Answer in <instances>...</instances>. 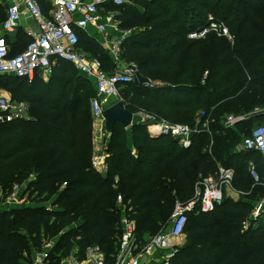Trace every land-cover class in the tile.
<instances>
[{"label": "trees", "instance_id": "obj_1", "mask_svg": "<svg viewBox=\"0 0 264 264\" xmlns=\"http://www.w3.org/2000/svg\"><path fill=\"white\" fill-rule=\"evenodd\" d=\"M37 1L48 14L46 0ZM132 1L106 7L119 13L122 28L141 30L126 41L123 58L154 87L126 85L121 101L132 114L144 110L189 126L204 112L211 133L194 136L185 148L169 137L152 138L144 125L117 124L104 176L92 165L96 90L89 79L65 61L48 83L39 74L33 82L0 76V89L15 96L28 85L23 100L30 106L28 120L0 123V196L5 202L15 186H23L31 203L0 212V264H33L35 252L51 239L49 264H61L73 249L83 257L93 245L110 259L117 254L125 215L135 221L138 241L145 245L167 225L176 201H190L196 184L219 167L235 171L233 186L241 200L224 198L211 212L190 213L185 243L171 264H264V220L249 221L264 186L254 184L248 168L255 162L264 177L263 160L257 151L237 152L264 124V0ZM5 14L0 1V22ZM210 18L224 24L233 40L217 33L188 38ZM75 32L79 50L113 72L98 38ZM7 42L14 56L30 38L7 37ZM229 115L247 119L230 128ZM247 221L251 227L245 230Z\"/></svg>", "mask_w": 264, "mask_h": 264}, {"label": "built area", "instance_id": "obj_2", "mask_svg": "<svg viewBox=\"0 0 264 264\" xmlns=\"http://www.w3.org/2000/svg\"><path fill=\"white\" fill-rule=\"evenodd\" d=\"M7 4L6 18L0 22V76H12L33 82L36 75L50 79L59 61L70 63L81 75L89 79L96 90L91 100V112L95 126L99 131L93 146L92 165L101 175L109 172V144L111 134L107 131L105 111L121 101L120 90L134 83L138 73L135 64L125 62L124 45L132 35V30L117 28L115 16L119 13L108 10L110 3L116 7L129 4V0H51V10L46 14L37 0H4ZM30 22L35 29L28 31L30 42L18 55L11 56V47L7 37L15 35L22 21ZM75 28L88 31L98 38L112 58L115 70L106 72L101 62L82 52L78 48ZM92 30V31H91ZM215 31L219 37L233 40L224 24L209 23L189 33L191 40L205 39ZM148 87L153 88L150 81ZM135 124L144 125L152 138L169 137L188 148L193 137L210 134V120L202 112L193 126L170 123L153 113L139 110L133 114ZM28 106L23 103L11 104L8 96L0 95V123L28 120ZM247 116L229 115L225 125L234 127L245 121ZM257 151L264 166V124L253 129L237 148V152ZM249 172L255 185L264 186L255 162L248 163ZM235 171L219 167L208 178L201 179L195 187L194 197L188 202L177 200L171 219L162 231L140 245L136 224L132 217L125 215L121 219L122 234L117 254L110 259L98 245L88 247L83 257L74 250L62 264H171L172 259L186 239L184 232L188 215L197 208L208 213L220 205L225 198V190L233 183ZM66 186V184H64ZM64 186V187H65ZM122 197H118L119 204ZM31 205V203H30ZM264 216V200L260 204L259 215ZM53 243H46L38 252L33 264H49Z\"/></svg>", "mask_w": 264, "mask_h": 264}, {"label": "rangeland", "instance_id": "obj_3", "mask_svg": "<svg viewBox=\"0 0 264 264\" xmlns=\"http://www.w3.org/2000/svg\"><path fill=\"white\" fill-rule=\"evenodd\" d=\"M129 4H132V5H134V2L132 1V0H129ZM137 6V5H136ZM115 25L117 26V28L118 27H120L121 29H122V27H121V25H122V21H121V19L120 18H118L117 16H115ZM124 29V28H123ZM139 31H141V30H139L138 28H135L134 30H132V32L133 33H136V32H139ZM212 33H215V31H212V32H210L209 33V35L210 34H212ZM229 34L231 35V33L229 32ZM208 36V35H207ZM219 37V36H218ZM232 37V36H231ZM221 38V37H220ZM225 38H227V37H225ZM228 40H230L229 38H227ZM45 83H48L49 81H44ZM20 91H23V95L24 94H27V92H28V85L26 86V85H22L21 86V89H20ZM0 95H3V96H8L9 98H10V100H11V104H17V103H23V104H25L26 106H28V116L30 117V106H29V103L27 102V101H24L23 100V95H22V93H20V94H18V95H14V94H12V93H10L9 91H6V90H4V89H0ZM20 98V99H19ZM121 99H123L122 97H121ZM163 120H166V121H168V122H170V123H173V120L172 119H166L164 116L163 117H161ZM259 122V121H258ZM256 125H258V123H256L254 126H256ZM254 126H252V127H254ZM230 128H232V127H230ZM130 132V131H129ZM97 133L99 134V131L97 130V128H96V126H95V122H94V120H93V124H92V143H93V146H94V144H95V142H96V137H98L97 136ZM211 133V132H210ZM109 141H110V139H109ZM241 144V143H240ZM239 144V145H240ZM239 145H238V147H239ZM237 147V148H238ZM234 182V181H233ZM233 184L234 183H232L226 190H225V199H230V200H232V201H234V202H239L240 200H241V195L238 193V191H236V188H235V186H233ZM0 200H3V198L0 196ZM16 200V199H15ZM264 200V198L263 199H261L260 201H258V202H256L255 203V205H254V209L251 211V213H250V217H249V221H250V219L252 220V221H255V220H257V219H259L260 217H262V220H264V216L263 215H259V211H260V204H261V202ZM4 202H0V204L2 205ZM16 205V207L17 206H19V203H16L15 204ZM9 206V205H8ZM7 206V207H8ZM249 221H247V223H246V225L244 226V229L245 230H248L251 226H250V223H249ZM186 240V239H185ZM185 240H184V242H182V246H183V244L185 243ZM50 243H55V241H53L52 239L49 241ZM73 242H76V240H74ZM78 242V241H77ZM147 242H149V239H148V241ZM141 245H143V244H141ZM181 246V247H182ZM75 249H73V251H74ZM72 252H69V251H67L65 254L66 255H64V257H62V260H61V264L62 263H66V261H67V258L70 256V254H71Z\"/></svg>", "mask_w": 264, "mask_h": 264}, {"label": "water", "instance_id": "obj_4", "mask_svg": "<svg viewBox=\"0 0 264 264\" xmlns=\"http://www.w3.org/2000/svg\"><path fill=\"white\" fill-rule=\"evenodd\" d=\"M134 84L137 87L147 86L150 84L148 78H144L139 72L136 74ZM104 118L106 121L107 131L112 134L117 124H121L125 129H131L135 126L133 114L126 108L122 101H119L109 107L105 113ZM154 137L155 139L160 138Z\"/></svg>", "mask_w": 264, "mask_h": 264}, {"label": "crops", "instance_id": "obj_5", "mask_svg": "<svg viewBox=\"0 0 264 264\" xmlns=\"http://www.w3.org/2000/svg\"><path fill=\"white\" fill-rule=\"evenodd\" d=\"M2 5L4 6V11L6 13L7 10V4L5 3L4 0H0ZM88 1V0H86ZM46 5L48 8V11L51 10V0H46ZM6 15V14H5ZM35 29V26L30 23V22H26L25 20L22 21L21 23V28L19 29V31L13 35V36H9L10 39L15 40L16 38L19 39H26L28 36V31ZM92 31V30H91ZM44 81H49L50 79L48 78H43ZM27 196L28 194H26V191L24 189V187H19V186H15L12 195L4 202L3 200H0V202H4L2 205L0 204V212H3L7 209L10 208H16V203H19V206H30V202L27 200ZM16 199V200H15ZM27 200V203H26ZM9 205V206H8ZM8 206V207H7ZM38 252H35L34 256H33V261L35 256L37 255Z\"/></svg>", "mask_w": 264, "mask_h": 264}]
</instances>
